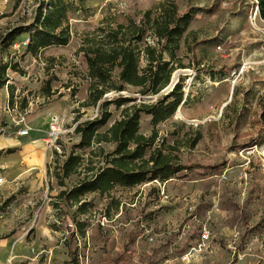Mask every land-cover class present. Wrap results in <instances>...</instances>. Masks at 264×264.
<instances>
[{
  "label": "rangeland",
  "instance_id": "rangeland-1",
  "mask_svg": "<svg viewBox=\"0 0 264 264\" xmlns=\"http://www.w3.org/2000/svg\"><path fill=\"white\" fill-rule=\"evenodd\" d=\"M50 3L67 8L69 42L33 56L23 42L35 32L38 8ZM171 5L189 14L173 57L163 54L175 69L170 83L173 75L176 82L158 95L127 87L105 98L121 94L135 99L130 105L162 98L168 103L179 86L183 98L176 110L156 122L141 114L139 133L154 135L145 159L159 150L191 169L166 182L86 193L79 211L80 203L60 192L94 177L114 150L108 143L82 147L74 134V118L98 116L97 106L81 107L89 84L81 50L105 44L101 29L139 20L148 10L158 16ZM252 8L253 0L0 1V38L9 29L25 31L18 36L21 48L0 52V72L6 66L8 80V88L0 89V264H264V128L256 123L264 94V22L250 25ZM144 43L155 45L150 30L139 45ZM47 83L49 95L43 91ZM108 111L100 132L120 119L121 109L111 105ZM53 115L63 130L58 149L40 141ZM26 125L28 135L19 136ZM10 138L22 147L34 143L19 153ZM250 140L253 145L245 147ZM71 153L81 156V166L59 186L61 165ZM202 227L211 240L201 252L191 251Z\"/></svg>",
  "mask_w": 264,
  "mask_h": 264
},
{
  "label": "trees",
  "instance_id": "trees-1",
  "mask_svg": "<svg viewBox=\"0 0 264 264\" xmlns=\"http://www.w3.org/2000/svg\"><path fill=\"white\" fill-rule=\"evenodd\" d=\"M258 4L259 17L264 21V0H256ZM36 12L33 24L35 32L29 34L30 43L26 46L27 52L37 56V53L50 46H65L69 42V31L63 27L66 21V6L55 3L41 4ZM17 8V3L14 9ZM189 14H179L178 8L174 5L166 6L158 16L153 12L146 11L139 20H132L128 24H117L114 28L108 29L106 33L101 29V35L106 39L105 44L89 45L82 49L88 70V96L81 104V107H95L98 109V116L77 122L74 127V134L79 136L80 146L92 147L101 143L114 145V150L105 156V166L100 168L94 177L84 178L78 185L69 191L63 190L59 196L66 200H73L80 203L79 198L86 193L110 191L114 186L134 187L145 182L157 180L166 182L179 174L181 171L191 169L173 163L161 151L156 150L144 158L147 144L154 138H146L139 133L140 115H150L156 122L160 115L172 114L181 103L183 93L179 86H175L168 94L172 100L165 103L161 101L155 104H131L135 99L117 95L112 99L105 98L111 92L121 93L127 87L137 89L142 96L158 95L166 88L171 81V75L175 70L171 62H163V54L170 53L178 47V40L185 29ZM146 30H150L155 45L143 43ZM20 29H9L0 38V52L7 51L15 43ZM19 43V42H18ZM173 48H170V47ZM145 60V65L140 67L138 60ZM4 66L0 72V89L7 86V79L4 76ZM12 69V68H11ZM15 68H13L14 70ZM117 70L116 77L113 76ZM47 83L45 94H50V86ZM8 88V86H7ZM121 109L120 119L115 120L105 131L100 132L109 118V106ZM261 110L256 123L264 128V94L260 100ZM264 141V138H263ZM248 145V146H247ZM253 145L250 140L245 147ZM100 150V149H99ZM9 152H12L10 149ZM103 153L102 151L100 152ZM103 155V154H102ZM82 158L77 154H69L61 165V177L59 174V186H64V179L76 175L81 166ZM212 166L211 169H218ZM83 203L79 205L82 211Z\"/></svg>",
  "mask_w": 264,
  "mask_h": 264
},
{
  "label": "built area",
  "instance_id": "built-area-1",
  "mask_svg": "<svg viewBox=\"0 0 264 264\" xmlns=\"http://www.w3.org/2000/svg\"><path fill=\"white\" fill-rule=\"evenodd\" d=\"M1 2H6L7 0H0ZM261 20V18L259 17V11H258V4L256 0H253V8H252V13H251V17H250V25L255 27V22L256 20ZM262 22H264L263 20H261ZM261 34L264 37V29L260 30ZM30 43L29 39H25L23 42L24 46H27ZM263 43H264V39H263ZM21 43H15L12 47L13 49H19L21 48ZM29 128H25L22 129L18 132L19 136H27L29 133ZM63 133V130L61 129L59 120L56 116H53L51 118L49 127H48V131L46 132V136L44 137V142L46 143V145L48 146V148L50 149L51 147L54 149H58L56 147V141L58 140L59 136ZM253 153V150H241L239 152L240 155H244V156H250ZM4 182V178L0 177V184H2ZM154 183H158L157 180L152 181ZM211 240V233L209 231V229H207L206 227H202L200 230V234H199V241L195 246H192L191 251L194 252H198V251H202V248L205 247V245L210 242ZM188 256L189 253L183 255V257L181 258L182 261H186L188 260ZM6 264H12L11 261L8 259Z\"/></svg>",
  "mask_w": 264,
  "mask_h": 264
},
{
  "label": "crops",
  "instance_id": "crops-1",
  "mask_svg": "<svg viewBox=\"0 0 264 264\" xmlns=\"http://www.w3.org/2000/svg\"><path fill=\"white\" fill-rule=\"evenodd\" d=\"M31 34V33H30ZM17 40H18V37H17ZM53 116H56L57 117V115H53ZM58 118V117H57ZM63 118V117H62ZM62 120V119H61ZM60 120V121H61ZM26 128H29V126L28 125H26L25 126ZM22 137V136H21ZM42 140H44V137L40 140V141H42ZM8 143H10V145H12V147H17V152H21V153H24L23 152V150H22V148H26V147H28V148H30L31 147V144L32 143H34V142H31V143H29V144H26L25 146H23L22 147V145L20 146V141L19 140H15V139H9V141H8ZM21 163V162H20ZM12 164H6L5 166H7V167H12L11 166ZM14 167V166H13Z\"/></svg>",
  "mask_w": 264,
  "mask_h": 264
},
{
  "label": "bare ground",
  "instance_id": "bare-ground-1",
  "mask_svg": "<svg viewBox=\"0 0 264 264\" xmlns=\"http://www.w3.org/2000/svg\"><path fill=\"white\" fill-rule=\"evenodd\" d=\"M175 80H176V75H173V77H172V84H173L174 82H176Z\"/></svg>",
  "mask_w": 264,
  "mask_h": 264
},
{
  "label": "water",
  "instance_id": "water-1",
  "mask_svg": "<svg viewBox=\"0 0 264 264\" xmlns=\"http://www.w3.org/2000/svg\"><path fill=\"white\" fill-rule=\"evenodd\" d=\"M171 86H173L172 82L170 83V85L168 87H171Z\"/></svg>",
  "mask_w": 264,
  "mask_h": 264
}]
</instances>
